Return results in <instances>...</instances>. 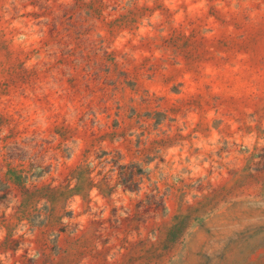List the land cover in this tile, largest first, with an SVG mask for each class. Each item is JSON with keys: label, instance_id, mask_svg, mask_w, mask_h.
I'll return each instance as SVG.
<instances>
[{"label": "rangeland", "instance_id": "374dc122", "mask_svg": "<svg viewBox=\"0 0 264 264\" xmlns=\"http://www.w3.org/2000/svg\"><path fill=\"white\" fill-rule=\"evenodd\" d=\"M0 264H264V0H0Z\"/></svg>", "mask_w": 264, "mask_h": 264}]
</instances>
